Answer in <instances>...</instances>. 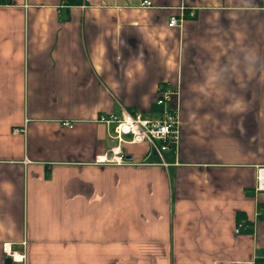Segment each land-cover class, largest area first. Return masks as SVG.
<instances>
[{"label": "crops", "instance_id": "0c3cea01", "mask_svg": "<svg viewBox=\"0 0 264 264\" xmlns=\"http://www.w3.org/2000/svg\"><path fill=\"white\" fill-rule=\"evenodd\" d=\"M150 1L0 0V264H264V0ZM166 87L165 166L98 117Z\"/></svg>", "mask_w": 264, "mask_h": 264}, {"label": "built area", "instance_id": "2783aa9c", "mask_svg": "<svg viewBox=\"0 0 264 264\" xmlns=\"http://www.w3.org/2000/svg\"><path fill=\"white\" fill-rule=\"evenodd\" d=\"M141 5H151L150 0H142ZM183 20V11L179 15H172L168 19V26H177ZM177 90L166 87L158 90L156 104L162 108L157 116H150L136 110L122 109L120 115L110 114L108 116L100 115L98 121L104 124L112 125V133L117 142L125 143H142L147 142L150 146V154L155 155L159 161L165 166L167 165L164 158V151H176L179 134H180V118L177 104L174 97ZM64 126H72L71 122L63 121ZM12 132H20L19 128H13ZM99 164H124L128 163V159L120 149H112L110 153L98 155L95 158ZM257 189L264 188V165L257 168ZM250 228V224L245 218L237 221L235 232ZM4 254L9 258L10 262L22 264L25 261L24 252H18L12 243L4 242L2 244Z\"/></svg>", "mask_w": 264, "mask_h": 264}, {"label": "rangeland", "instance_id": "374dc122", "mask_svg": "<svg viewBox=\"0 0 264 264\" xmlns=\"http://www.w3.org/2000/svg\"><path fill=\"white\" fill-rule=\"evenodd\" d=\"M155 108H156V106H154ZM154 108V109H155ZM158 110V107L153 111L154 113H156V111ZM153 113V114H154ZM148 144L147 142H144V144ZM149 145V144H148ZM149 152H150V149L148 150ZM167 152H169V150H167V151H164V153H163V155H164V157H165V159H167ZM150 155V154H149ZM153 155H151V157H152Z\"/></svg>", "mask_w": 264, "mask_h": 264}, {"label": "trees", "instance_id": "16d2710c", "mask_svg": "<svg viewBox=\"0 0 264 264\" xmlns=\"http://www.w3.org/2000/svg\"><path fill=\"white\" fill-rule=\"evenodd\" d=\"M242 218H245V215L243 214V212L238 211L236 214L237 221H239Z\"/></svg>", "mask_w": 264, "mask_h": 264}, {"label": "water", "instance_id": "95a60500", "mask_svg": "<svg viewBox=\"0 0 264 264\" xmlns=\"http://www.w3.org/2000/svg\"><path fill=\"white\" fill-rule=\"evenodd\" d=\"M126 158H128V159H129V158H131V156H130V155H128Z\"/></svg>", "mask_w": 264, "mask_h": 264}]
</instances>
